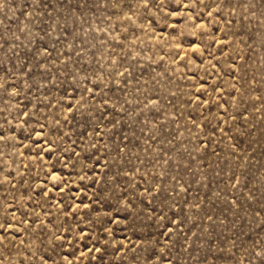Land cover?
Here are the masks:
<instances>
[{
	"label": "rangeland",
	"instance_id": "374dc122",
	"mask_svg": "<svg viewBox=\"0 0 264 264\" xmlns=\"http://www.w3.org/2000/svg\"><path fill=\"white\" fill-rule=\"evenodd\" d=\"M0 264H264V0H0Z\"/></svg>",
	"mask_w": 264,
	"mask_h": 264
}]
</instances>
